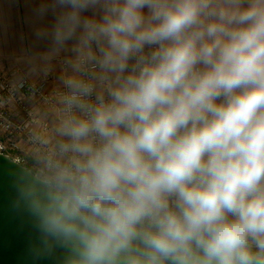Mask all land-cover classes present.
I'll return each instance as SVG.
<instances>
[{
	"label": "clouds",
	"instance_id": "clouds-1",
	"mask_svg": "<svg viewBox=\"0 0 264 264\" xmlns=\"http://www.w3.org/2000/svg\"><path fill=\"white\" fill-rule=\"evenodd\" d=\"M23 197L64 264H264V0H51Z\"/></svg>",
	"mask_w": 264,
	"mask_h": 264
},
{
	"label": "crops",
	"instance_id": "crops-1",
	"mask_svg": "<svg viewBox=\"0 0 264 264\" xmlns=\"http://www.w3.org/2000/svg\"><path fill=\"white\" fill-rule=\"evenodd\" d=\"M51 0H0V71L17 79L50 80L57 87L70 51L56 54L52 41L55 15L42 5ZM56 113L52 112V123ZM33 161V159H32Z\"/></svg>",
	"mask_w": 264,
	"mask_h": 264
},
{
	"label": "built area",
	"instance_id": "built-area-1",
	"mask_svg": "<svg viewBox=\"0 0 264 264\" xmlns=\"http://www.w3.org/2000/svg\"><path fill=\"white\" fill-rule=\"evenodd\" d=\"M55 88L48 79L34 82L0 71V154L33 172L40 138L53 124Z\"/></svg>",
	"mask_w": 264,
	"mask_h": 264
},
{
	"label": "water",
	"instance_id": "water-1",
	"mask_svg": "<svg viewBox=\"0 0 264 264\" xmlns=\"http://www.w3.org/2000/svg\"><path fill=\"white\" fill-rule=\"evenodd\" d=\"M31 169L0 154V264H64L59 248L46 251L38 221L24 200Z\"/></svg>",
	"mask_w": 264,
	"mask_h": 264
}]
</instances>
